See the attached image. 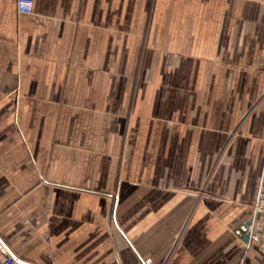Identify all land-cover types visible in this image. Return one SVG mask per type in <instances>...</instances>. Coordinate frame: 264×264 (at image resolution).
I'll list each match as a JSON object with an SVG mask.
<instances>
[{"label": "crops", "instance_id": "crops-1", "mask_svg": "<svg viewBox=\"0 0 264 264\" xmlns=\"http://www.w3.org/2000/svg\"><path fill=\"white\" fill-rule=\"evenodd\" d=\"M16 1L0 0L2 103L32 155L0 148L16 256L264 264L239 228L264 189V0Z\"/></svg>", "mask_w": 264, "mask_h": 264}, {"label": "rangeland", "instance_id": "rangeland-1", "mask_svg": "<svg viewBox=\"0 0 264 264\" xmlns=\"http://www.w3.org/2000/svg\"><path fill=\"white\" fill-rule=\"evenodd\" d=\"M4 77V79H8L9 75L6 73ZM2 86L3 82L0 84V148H4L3 150H5V152L6 150L9 151V157L15 156L16 146L24 148L26 161H32L28 143L25 141L22 134V127L15 120L17 105L14 104L13 101L2 103V101L6 99L5 97L16 94V89H5ZM203 193H205L204 190H202V194ZM241 226L239 228H241Z\"/></svg>", "mask_w": 264, "mask_h": 264}, {"label": "built area", "instance_id": "built-area-1", "mask_svg": "<svg viewBox=\"0 0 264 264\" xmlns=\"http://www.w3.org/2000/svg\"><path fill=\"white\" fill-rule=\"evenodd\" d=\"M16 6L20 14L28 15L33 12L34 0H17ZM250 228L253 236L259 241L264 252V189H262L260 192ZM0 264H18L17 259L8 251H6L1 243Z\"/></svg>", "mask_w": 264, "mask_h": 264}, {"label": "water", "instance_id": "water-1", "mask_svg": "<svg viewBox=\"0 0 264 264\" xmlns=\"http://www.w3.org/2000/svg\"><path fill=\"white\" fill-rule=\"evenodd\" d=\"M252 221H253V217L250 218L249 220H247L243 226H241L242 230L246 231L247 232V236H246V239L249 238L250 236V230H251V224H252ZM0 243L4 246L5 250L8 251L10 254H12L18 261L19 264H32V263H29V262H26L20 258H18L16 256V254L9 248V246L2 240V238L0 237Z\"/></svg>", "mask_w": 264, "mask_h": 264}]
</instances>
